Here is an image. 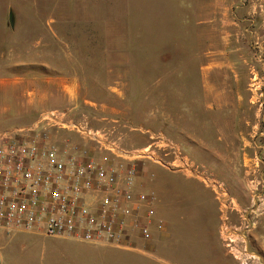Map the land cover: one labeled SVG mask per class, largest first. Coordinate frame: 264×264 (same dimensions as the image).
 <instances>
[{
	"label": "rangeland",
	"instance_id": "rangeland-1",
	"mask_svg": "<svg viewBox=\"0 0 264 264\" xmlns=\"http://www.w3.org/2000/svg\"><path fill=\"white\" fill-rule=\"evenodd\" d=\"M5 82L2 102L40 93L44 111L104 129L98 158L142 155L131 189L165 228L144 240L131 225L138 248L239 264L226 243L244 237L264 264V0H0ZM53 240L0 227V264L88 262L83 244ZM133 254L111 264H163Z\"/></svg>",
	"mask_w": 264,
	"mask_h": 264
},
{
	"label": "built area",
	"instance_id": "built-area-1",
	"mask_svg": "<svg viewBox=\"0 0 264 264\" xmlns=\"http://www.w3.org/2000/svg\"><path fill=\"white\" fill-rule=\"evenodd\" d=\"M111 148L104 129L56 108L1 130L0 227L93 243L119 242L131 225L144 240L153 238L152 227L162 234L150 197L131 189L132 161L142 155H96ZM226 245L239 264L259 258L244 237Z\"/></svg>",
	"mask_w": 264,
	"mask_h": 264
},
{
	"label": "crops",
	"instance_id": "crops-1",
	"mask_svg": "<svg viewBox=\"0 0 264 264\" xmlns=\"http://www.w3.org/2000/svg\"><path fill=\"white\" fill-rule=\"evenodd\" d=\"M7 84L8 83L6 82L3 83L2 85L0 84V96H7L8 98L9 96H11V94L9 93V90H8L9 85ZM32 96L33 98L27 96L26 99H21L16 102L13 99L2 102V99H0V131L5 128L10 127L14 123L25 121L27 118H29V115H31V113L36 112L40 109H43L42 107H44V103H42L43 102L42 94L34 93ZM44 110L45 109L41 110L40 112H43ZM182 197H185V200L187 201V199L189 198V195L184 192ZM195 212L197 213V215H199L197 217V223L199 222V220L202 222L203 216L200 215L201 213H199V211H195ZM158 214H161V212L155 211V219L162 220L164 222L162 218L157 216ZM180 214L182 215V213ZM185 219L186 217L184 216L179 217L178 219H175V221H177V224L181 223V228H180L181 231L183 227H185L184 226ZM44 236L54 238L53 240L54 242H58L59 240L61 241L71 240L73 242L83 244L86 250L89 251L88 256H87L88 262H85L84 264H111L112 260L114 259V256H117V254L128 255V254H133V253L140 254L141 256H144V257L146 256L147 258H151L150 256H152L153 258L151 259H153V261L156 260L163 264H172V260H173L172 257H170L167 254H164L162 250H160L161 242L156 243L153 246V250H150L148 248L140 249L138 248V246H140L141 244L138 243V239L135 238L134 236H131L128 239L127 238L128 235H127L123 237L119 242H95V243L85 242L80 239H76L72 237H65V236H47V235H44ZM159 238L163 239L161 237ZM165 238L164 240H166ZM157 250L159 251V253L157 252Z\"/></svg>",
	"mask_w": 264,
	"mask_h": 264
},
{
	"label": "trees",
	"instance_id": "trees-1",
	"mask_svg": "<svg viewBox=\"0 0 264 264\" xmlns=\"http://www.w3.org/2000/svg\"><path fill=\"white\" fill-rule=\"evenodd\" d=\"M32 122V121H31ZM14 124H16V123H14ZM20 124H24V123H20Z\"/></svg>",
	"mask_w": 264,
	"mask_h": 264
},
{
	"label": "bare ground",
	"instance_id": "bare-ground-1",
	"mask_svg": "<svg viewBox=\"0 0 264 264\" xmlns=\"http://www.w3.org/2000/svg\"><path fill=\"white\" fill-rule=\"evenodd\" d=\"M235 175V174H234Z\"/></svg>",
	"mask_w": 264,
	"mask_h": 264
}]
</instances>
